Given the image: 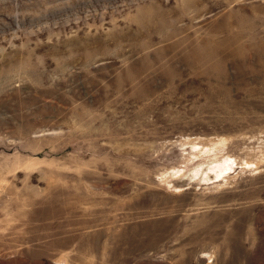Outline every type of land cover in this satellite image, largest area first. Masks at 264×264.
<instances>
[{
    "label": "rangeland",
    "instance_id": "1",
    "mask_svg": "<svg viewBox=\"0 0 264 264\" xmlns=\"http://www.w3.org/2000/svg\"><path fill=\"white\" fill-rule=\"evenodd\" d=\"M0 264H264V0H0Z\"/></svg>",
    "mask_w": 264,
    "mask_h": 264
}]
</instances>
